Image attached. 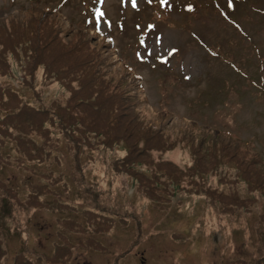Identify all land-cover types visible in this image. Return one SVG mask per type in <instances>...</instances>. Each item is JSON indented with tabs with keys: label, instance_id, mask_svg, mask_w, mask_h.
Masks as SVG:
<instances>
[{
	"label": "rangeland",
	"instance_id": "obj_1",
	"mask_svg": "<svg viewBox=\"0 0 264 264\" xmlns=\"http://www.w3.org/2000/svg\"><path fill=\"white\" fill-rule=\"evenodd\" d=\"M177 1L0 0V264H264V0Z\"/></svg>",
	"mask_w": 264,
	"mask_h": 264
},
{
	"label": "trees",
	"instance_id": "obj_2",
	"mask_svg": "<svg viewBox=\"0 0 264 264\" xmlns=\"http://www.w3.org/2000/svg\"><path fill=\"white\" fill-rule=\"evenodd\" d=\"M162 3H167L169 5H171L172 7L177 5L176 2H178L177 0H160ZM196 0H185L184 3L180 4L179 6L181 7H184V8H192V7H195V2ZM232 1H235V2H232V5L231 6H236V3L238 0H232ZM219 2H221V0H219ZM215 4L218 6L219 10H220V7L221 5L218 3V0L215 1ZM178 6V5H177ZM230 6V12L229 13H225L224 10L220 11L221 15L225 18V20L230 23L231 25H233L235 28H238V31L244 35V36H248V31L246 29H244L242 26H239V23L232 17V12L233 10L236 9V7L234 8H231ZM224 8V7H223ZM195 9L193 10H190V11H194ZM187 11V10H186ZM234 12V11H233ZM42 19V18H41ZM43 20V19H42ZM193 35H197V33L195 32H192ZM48 43L45 42L44 40H42V43L40 44V46L38 47V49H42L44 51V48L45 46H47ZM209 50L211 52H215L214 49L212 47H209ZM105 61V59H104ZM230 65L234 66L235 67V70L239 73V74H242L243 76H247V74L241 70L239 68V66L234 63L233 60H230V61H227ZM91 64H95V62H90ZM61 69L62 68H59L57 71H60V72H55L56 75L59 77V73H61ZM63 71V70H62ZM64 74V72H62ZM60 75V77H65ZM116 88V87H115ZM117 89V88H116ZM89 94V92H87V94L84 96V98L81 99V101H83V105H87L88 104V101L89 99H86V96ZM126 96H130V92L128 93H125ZM126 96H122V98L125 100V97ZM110 98L114 97L115 98V94H112L111 96H109ZM131 97V96H130ZM132 99V97H131ZM88 100V101H87ZM70 107V106H69ZM63 108L62 106H59L57 107L55 110H54V113H57L56 115H58L61 120L68 124H70L71 127H78V123H80L81 126H91L92 129H89V130H96V129H100L101 127H103V125L105 126H108L107 122H105L104 124H102V121L100 119L99 116H102L104 117V114L107 115V120L108 119H112V121L116 124H120L123 122V119H125L126 117H128L131 121H136V119L139 117L138 114H136L135 110L132 109V106L129 105L128 103H122L121 105L119 106H116V107H112V108H109V109H105V107L102 106V108L100 107L99 110L97 111H91V110H87V109H80L79 106H75V108ZM32 109L33 106H31ZM31 108H28L26 109V116H30L33 114V111ZM122 109L124 110V112L122 113ZM76 110H79V111H76ZM20 111V109L18 110V112ZM77 112L78 114H74L73 112ZM88 111H91V113H88ZM17 112V114H18ZM31 112V114H30ZM93 113V114H92ZM30 114V115H29ZM6 115H9V113H7ZM20 116V113L18 114ZM79 115V116H78ZM134 117V118H132ZM137 117V118H136ZM75 119V120H74ZM45 121L42 123V127H45ZM7 128H9L10 124H6L4 123ZM72 124V125H71ZM124 126V125H123ZM122 124H120V127L123 128ZM129 128V125L126 127V129Z\"/></svg>",
	"mask_w": 264,
	"mask_h": 264
}]
</instances>
